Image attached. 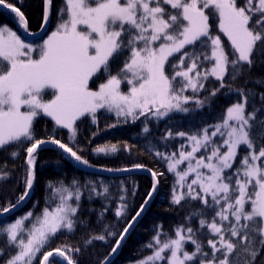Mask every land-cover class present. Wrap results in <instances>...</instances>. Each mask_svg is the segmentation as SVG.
Here are the masks:
<instances>
[{
  "label": "snow or ice",
  "instance_id": "6c2138e0",
  "mask_svg": "<svg viewBox=\"0 0 264 264\" xmlns=\"http://www.w3.org/2000/svg\"><path fill=\"white\" fill-rule=\"evenodd\" d=\"M51 3L52 0H44L45 23ZM0 6L11 9L18 26L27 29L28 21L19 8L7 0H0ZM210 19L230 42L231 58L221 35L214 34ZM58 20L56 30L38 49L6 25L0 26V149L30 143L26 148V190L16 204L0 209V237L5 241L0 256L15 249V255H9L5 264H34L37 253L58 232H74L83 223L78 216L83 192L88 193L89 200L92 193L106 199L110 195L102 182L81 183L75 178L70 184H65L64 179L55 184L50 181L46 185L50 192L40 214L29 211L14 222L3 221V213H10L30 195L36 155L46 143L58 146L62 154L79 164L91 166L78 151L55 136L35 139L33 122L39 115L50 117L56 126L69 130L70 140L75 141L77 121L87 116L96 124L99 110L114 113L118 119L123 117L125 122H135L146 113L160 120L174 111L189 113L192 109L184 105L192 99L197 107L206 103L211 107L220 92L241 99L227 107L226 115L221 113L218 122L206 125L198 133H176L188 137L190 151L185 152L181 145L178 158L176 153H156L168 161L169 172L175 174L176 185L183 190L178 192L173 187L172 203L199 200L204 207L186 219L199 217L200 229L207 227L219 239L208 240L209 252L196 238L198 230L190 225L177 227L174 236L158 227L143 246L151 254L138 264H255L259 252L264 251V145L258 143L264 141V108L256 106L257 99L264 104V92L232 85L250 75L254 63L264 64V0H66L58 9ZM34 51L38 58H33ZM125 52L128 56L123 67L112 75L111 59ZM176 53L181 55L175 62L170 61ZM206 62L211 67H205ZM101 75L108 78L98 90H91L89 81ZM209 77H214L219 86L207 89ZM251 82L264 86V78ZM122 83L129 86L127 92L121 90ZM188 89L194 94L204 91L206 95L203 100L184 96ZM49 90L52 98L45 100ZM22 108L26 110L21 111ZM142 131H150L146 121ZM172 135L169 131L168 136ZM240 148L246 151L234 167ZM201 150L205 154L197 158L196 153ZM92 151L107 154L118 149L116 145H105ZM11 157L17 158L18 152L13 151ZM185 162L187 166L177 170ZM152 175L155 178L157 174ZM10 178L11 170L4 164L0 167V182ZM120 199L123 201L124 197ZM53 203L55 207L50 208ZM125 207L122 204L116 211L117 217ZM143 210L142 205L119 233L111 253L121 247ZM210 213L214 215L209 222ZM105 231L107 236L117 235L108 225ZM93 239L105 241L106 235L90 238L86 244ZM187 243L193 245L192 251L186 249ZM69 251L79 249L48 251L40 264H53L49 258L55 260V256L67 264H76Z\"/></svg>",
  "mask_w": 264,
  "mask_h": 264
},
{
  "label": "trees",
  "instance_id": "16d2710c",
  "mask_svg": "<svg viewBox=\"0 0 264 264\" xmlns=\"http://www.w3.org/2000/svg\"><path fill=\"white\" fill-rule=\"evenodd\" d=\"M7 2L24 13L28 21L27 30L30 33L40 30L43 24L44 0H7ZM65 4V0H52L48 30L44 37L28 41L19 30L17 18L1 8L0 26L6 25L9 29L15 31L25 43L40 45L49 32L57 27L59 23L58 9ZM210 23L213 25L214 34L221 35L225 51L228 52L231 58L232 49L228 41L222 33H219L215 21L210 19ZM207 51L210 54V50ZM180 55L181 53H176L174 57L169 59L175 62V59H178ZM37 56L36 53L35 57ZM127 56L128 53L125 52L111 59L112 75L120 71ZM205 67H211V65L206 62ZM166 72L170 76L172 75L167 64ZM107 78L104 75H101L99 79L93 77L89 83L90 88L98 89L99 84L105 82ZM256 78H264V64L254 63L250 75L237 80L232 87L244 86L253 89L257 93L264 92V86H258L251 82ZM218 86L219 82L212 77H209V80L205 83V87L209 90ZM127 87L126 83H122V90L126 91ZM174 87H178V85H174ZM183 95L195 96V98L203 100L206 93L201 91L194 94L192 90L188 89L183 92ZM51 98L52 95L49 90L44 99L49 100ZM240 99L239 96L225 95L220 92L215 96L211 107L207 103L203 107H197L195 99H192L184 105V107L192 109L189 113L174 111L169 117L160 120L155 119L150 113H146L145 116H141L135 122H132L131 119L125 122L123 117L118 119L114 113L99 110L96 124L92 123L87 116L77 121L75 141L70 140V134L66 130L57 127L50 119L39 115L33 122L35 139L49 140L50 137L55 136L56 139L78 151V154L87 159L91 166L87 167L88 170L78 169L70 158L62 154L55 146L50 145L41 149L36 155L35 178L30 196L19 210L3 217V221L14 222L29 211H33L37 215L40 214L45 207V200L50 192L46 188L50 181L55 184L58 180L64 179L65 184H70L72 179L75 178L81 183L88 180H93L97 184L102 182L108 186L110 194L108 198L92 193L93 198L89 200L88 193L83 192L82 208L78 210V216L83 220V223L78 224L74 232L69 233L66 229L58 232L37 253V258L34 261V264H40L44 253L57 248H78L79 252H68V255L76 264H102L110 256L112 248L116 245V240L119 239V233L123 232L127 223L145 203L152 188V179L145 173L140 171L124 172L147 169L157 174L156 192L141 217L127 234L118 252L108 264H138V261L151 254V251L143 246L151 240L158 227L162 232L174 236L177 227L190 225L198 230L196 238L205 245L207 251L211 252V248L207 244L208 240H218L219 238L211 235L207 227L200 229L199 217L191 220L186 219L191 213L204 206L199 200L192 201L190 199L182 200L179 205L172 203L174 177L167 171V161L157 156L156 153L161 152L170 155L171 152H177L184 139L176 133L185 132L188 135L198 133L206 125L218 122L219 115L221 113L225 114L227 107ZM256 106L264 108V104H261L259 99L256 100ZM261 115H264V112ZM145 121L150 130L148 133L142 131ZM112 125L115 126L112 127ZM169 131L173 134L172 136H168ZM94 133L95 135H93ZM258 143L264 145V141ZM105 145L109 147L116 145L118 151L108 152L107 154L93 153V148ZM29 146L30 143H25L20 147L12 144L0 149V167L7 164L12 176L7 182H0V209L8 207L10 204H16L19 196L26 190L25 176L28 170L26 148ZM13 151L18 152V157L15 159L11 157ZM245 151L244 148L238 149V157L234 167L238 166L240 155ZM136 165L141 167H136ZM108 169H111V171ZM98 191H102V189H98ZM121 196L124 197L123 201L120 199ZM122 204L126 207L122 210L121 216L117 217L116 211L121 208ZM54 207V203L50 204V208ZM101 214L103 215L101 216ZM213 215L214 213L208 215L209 222ZM216 219L219 223V218ZM105 225H108L109 230L115 231L117 235L107 236ZM98 235H106V240L93 239L91 244H86L90 238ZM4 242V238L0 237V247H3ZM185 247L188 251L193 250L191 243H187ZM9 255H15V249L0 256V264H5V261L9 259ZM51 261H53V264H64L60 257ZM158 264H166V261L158 262ZM255 264H264V251L259 252Z\"/></svg>",
  "mask_w": 264,
  "mask_h": 264
},
{
  "label": "water",
  "instance_id": "95a60500",
  "mask_svg": "<svg viewBox=\"0 0 264 264\" xmlns=\"http://www.w3.org/2000/svg\"><path fill=\"white\" fill-rule=\"evenodd\" d=\"M0 8L3 9V6H0ZM3 10H5L6 12H8V13H10V14H12L13 16L16 17L15 13H12V12H11V9H3ZM49 14H50V8H49ZM16 18H17V17H16ZM17 20H18V18H17ZM48 21H49V19H48ZM48 21H47L46 23L43 21V24H42V27L40 28V30L37 31V32H34V33H30L27 29L25 30L22 26H19V30H20L21 34L23 35V37L26 38V39H28V40H32V39H36V38H41V37H43V36L46 34V32H47V30H48ZM50 145L55 146L56 148H58V146H56V145H53V144H51V143H46L45 145H43V146L38 150V152H39L41 149H43V148H45V147H47V146H50ZM58 149H59V148H58ZM59 150L62 152L61 149H59ZM65 155H66V154H65ZM66 156H67V155H66ZM67 157L70 158L69 156H67ZM26 158H27V157H26ZM70 160L72 161V163H73L78 169H80V170H88L87 167L78 164L76 161H74V159L70 158ZM27 166H28V165H27ZM138 171L145 173L147 176H149V177L152 179V189H151V192H150V193H151V198H149V195H148V197H147V199H146L147 202L145 201V203L143 204L144 210L141 212L140 216L136 217V221L133 223V226L135 225V223L138 221V219L141 217V215L143 214V212L145 211V209H146L147 206L149 205V203H150V201H151L152 197L154 196V194H155V192H156V189H157V179H156V177H155V178L153 177L151 171H148V170H144V169H142V170H131V171H127V172H124V173H131V172H138ZM154 185H155V191H153V186H154ZM31 190H32V189L29 190L30 193H31ZM29 196H30V195H29ZM29 196H28V197H29ZM28 197H26V198L24 199V201H22L17 207H15L14 209H10V213H3V214H2V218L5 217L6 215H9V214L13 213L14 211L19 210V208H20V207L26 202V200L28 199ZM140 209H141V208H140ZM140 209H139L138 211H140ZM135 216H136V215H135ZM135 216H134V217H135ZM130 221H132V219H131ZM131 229H132V227L129 229V232H130ZM126 236H127V234H126ZM126 236H125V238H126ZM123 241H124V240L121 241V244L123 243ZM119 248H120V247H119ZM119 248L117 249L116 253L118 252ZM116 253H111V255H110V256H109V257H108V258H107L102 264H108V263L113 259V257L116 255ZM54 256H55V253H54ZM57 258H58V256H55V259H57ZM49 259H50V261L53 260V258H51V257H50ZM41 260H42V259H41ZM41 260H40V261H41ZM62 261H63L64 264H67V261L63 260V258H62Z\"/></svg>",
  "mask_w": 264,
  "mask_h": 264
},
{
  "label": "rangeland",
  "instance_id": "374dc122",
  "mask_svg": "<svg viewBox=\"0 0 264 264\" xmlns=\"http://www.w3.org/2000/svg\"><path fill=\"white\" fill-rule=\"evenodd\" d=\"M65 3H66V0H65ZM56 28H57V27H56ZM56 28H54L52 31L49 32V34L43 39V41L40 43V45L43 44V42L48 38V36L51 35V33H52L53 31L56 30ZM222 35H223V34H222ZM225 38H226V37H225ZM226 40H227V38H226ZM228 43H229V45H230V42H229V41H228ZM27 44H30V43H27ZM31 45L33 46L34 49H38V47L40 46V45H34V44H31ZM230 46H231V45H230ZM36 53H37L36 51H34V52L32 53L33 58H38V56L35 57V54H36ZM212 78H214V77H212ZM214 79H215V78H214ZM89 83H90V81H89ZM121 87H122V85H121ZM89 88H90V86H89ZM128 88H129V86L127 87V90H126V91L122 90V88H121V90L124 91V92H127V91H128ZM90 89H91V88H90ZM91 90H94V89H91ZM96 90H98V89H96ZM189 90H191V89H189ZM25 110H26L25 108H22V109H21V111H25ZM225 115H226V112H225ZM41 116H44V115L41 114ZM44 117L50 119V120L55 124V122H54L50 117H47V116H44ZM57 127H59V126H57ZM59 128H61V127H59ZM61 129H64V128H61ZM64 130H66V131L70 134L69 130H67V129H64ZM211 131H212V129H209V133H210ZM179 137H181V136H179ZM182 138L184 139V142H183V144H182V145H184V151H185V152L190 151V150H191V146H190V143H189V141H188V137L185 136V137H182ZM180 150H181V146H180V148L178 149L177 152H171L170 154H172V153H176L177 158H178V157H179V152H180ZM224 150H226V149H224ZM203 154H205V153H204L203 150H201L200 152H197V153H196V156H197V158H198V157H200V156L203 155ZM262 159H264V158H262ZM193 163H195V161H193ZM168 166H169V165H168V161H167V171L169 172V170H168ZM186 166H187V162H185L184 164L180 165L179 168H178L177 170H182V169L185 168ZM202 171H206V170H203V169H202ZM169 173H171V174L173 175V177H174V186L177 188V191H178V192H179V191H183L182 189L179 188L178 185H176V179H177V177L175 176V174L172 173V172H169ZM192 178H194V174H193L192 176L189 177V180L192 179ZM197 190H198V189H197ZM172 195H173V193H172ZM26 223H27V222H26Z\"/></svg>",
  "mask_w": 264,
  "mask_h": 264
},
{
  "label": "bare ground",
  "instance_id": "6f19581e",
  "mask_svg": "<svg viewBox=\"0 0 264 264\" xmlns=\"http://www.w3.org/2000/svg\"><path fill=\"white\" fill-rule=\"evenodd\" d=\"M144 170H147V169H144ZM148 171H150V170H148Z\"/></svg>",
  "mask_w": 264,
  "mask_h": 264
}]
</instances>
